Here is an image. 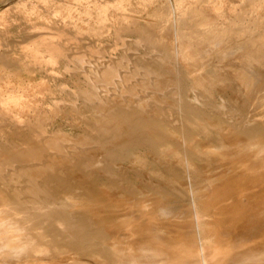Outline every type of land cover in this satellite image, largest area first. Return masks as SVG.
I'll return each mask as SVG.
<instances>
[{
  "label": "rangeland",
  "instance_id": "1",
  "mask_svg": "<svg viewBox=\"0 0 264 264\" xmlns=\"http://www.w3.org/2000/svg\"><path fill=\"white\" fill-rule=\"evenodd\" d=\"M263 84L264 0H0V264H264Z\"/></svg>",
  "mask_w": 264,
  "mask_h": 264
},
{
  "label": "bare ground",
  "instance_id": "2",
  "mask_svg": "<svg viewBox=\"0 0 264 264\" xmlns=\"http://www.w3.org/2000/svg\"><path fill=\"white\" fill-rule=\"evenodd\" d=\"M36 31H37V30H36ZM39 31H40V30H39ZM28 33H29V32H28ZM33 33H34V32H33ZM35 33H36V32H35ZM31 34H32V33H31ZM26 35H27V34H26ZM28 35H29V34H28ZM24 36H25V35H24ZM24 36H23V38H25ZM29 36H30V35H29ZM34 37H35V36H34ZM38 37H39V36H38ZM28 38H30V37H28ZM39 39H40V38H39ZM43 39H44V38H43ZM174 39H175V38H174ZM16 41H17V40H16ZM29 41H31V40H29ZM38 41H39V40H38ZM8 42H9V41H8ZM45 42H46V41H45ZM28 43H29V42H28ZM80 43L82 44V42H80ZM123 43H124V42H123ZM171 43H172V42H171ZM29 44H30V43H29ZM32 44H33V43H32ZM81 44H80V45H81ZM33 45H34V44H33ZM50 45H51V44H50ZM83 45H84V44H83ZM31 46H32V45H31ZM51 46H52V45H51ZM51 46H50V47H51ZM35 47H36V46H35ZM38 47H40V46H38ZM43 47H44V46H43ZM75 47H76V46H75ZM47 48H48V47H47ZM66 48H67V47H66ZM171 48H172V47H171ZM3 49H4V48H3ZM29 49H30V48H29ZM32 49H33V48H32ZM60 49H61V48H60ZM5 50H6V49H5ZM35 50H36V49H35ZM10 51H11V50H10ZM48 51H49V50H48ZM51 51H52V50H51ZM49 52H50V51H49ZM52 52H53V51H52ZM60 52H61V51H60ZM49 54H50V53H49ZM149 54H150V53H149ZM164 54H165V53H164ZM54 55H55V54H54ZM59 55H60V54H59ZM60 56H61V55H60ZM73 56H74V55H73ZM165 56H167V55L165 54ZM174 56H175V55H174ZM51 57H52V56H51ZM57 57H58V56H57ZM61 57H62V56H61ZM39 58H40V57H39ZM52 58H53V57H52ZM41 59H42V57H41ZM48 59H49V58H48ZM55 60H56V59H55ZM109 60H111V59H109ZM99 61H100V60H99ZM175 61H176V60H175ZM160 62H161V61H160ZM86 64H87V63H86ZM84 65H85V64H84ZM109 65H111V64H109ZM159 65H160V64H159ZM159 65H158V66H159ZM79 66H80V65H79ZM94 66H95V65H94ZM64 67H65V66H64ZM64 67H63V68H64ZM87 67H88V66H87ZM94 69H95V68H94ZM78 70H79V69H78ZM80 70H81V69H80ZM80 70H79V71H80ZM96 70H97V69H96ZM103 70H104V69H103ZM83 71H84V70H83ZM109 71H110V70H109ZM113 71H115V69H114ZM116 71H117V70H116ZM52 72H53V71H52ZM80 72H81V71H80ZM146 72H148V71H146ZM146 72H145V73H146ZM235 72H236V71H235ZM82 73H83V72H82ZM82 73H81V74H82ZM116 73H117V72H116ZM145 73H144V74H145ZM148 73H149V72H148ZM244 73H245V72H244ZM114 74H115V73H114ZM144 74H142V75H144ZM157 74H158V73H157ZM87 75H88V74H87ZM118 75H119V74H118ZM157 76H158V75H157ZM141 77H142V76H141ZM86 78H87V77H86ZM115 78H116V77H115ZM142 78H143V77H142ZM100 79H101V78H100ZM102 79H103V77H102ZM154 79H155V78H154ZM156 79H157V78H156ZM250 80H251V79H250ZM96 81H97V79H96ZM98 81H99V80H98ZM109 82H110V81H109ZM109 82H108V83H109ZM243 82H244V81H243ZM254 82H255V81H254ZM245 84H246V83H245ZM245 84H244V86H245ZM250 84H251V83H250ZM255 84H256V83H255ZM263 85H264V84H263ZM252 86H253V85H252ZM256 86H257V85H256ZM154 87H155V86H154ZM157 88H158V87H157ZM261 88H262V87H261ZM251 89H253V87H252ZM251 89L249 88V91H250ZM263 89H264V88H263ZM251 91H252V90H251ZM97 92H98V91H97ZM170 93H171V92H170ZM170 93H169V94H170ZM261 93H262V91H261ZM178 94H179V93H178ZM262 94H264V93H262ZM260 95H261V94H260ZM263 96H264V95H263ZM259 97H260V96H259ZM111 98H112V97H111ZM114 98H115V97H114ZM261 98H262V97H261ZM106 99H108V98H106ZM116 99H117V98H116ZM255 99H256V98H255ZM111 100H113V99H111ZM118 100H120V99H118ZM124 100H125V99H124ZM130 100H131V99H130ZM257 100H259V99H257ZM257 100H256V101H257ZM261 100H262V99H261ZM261 100H260V101H261ZM263 100H264V98H263ZM101 101H102V100H101ZM109 101H110V100H109ZM260 101H259V103H260ZM112 102H113V101H112ZM129 102H130V101H129ZM254 103H256V102H254ZM261 103H262V106H264V101L261 102ZM130 104H131V103H130ZM257 104H258V103H257ZM258 105H259V104H258ZM258 105H257V106H258ZM129 106H130V105H129ZM141 106H142V105H141ZM215 106H216V105H215ZM251 106H256V105H255V104H252ZM1 108H2V107H1ZM96 108H97V107H96ZM101 108H102V107H101ZM106 108H107V107H106ZM140 108H141V107H140ZM145 108H146V107H145ZM178 108H179V107H178ZM261 108H262V107H261ZM107 109H109V108H107ZM131 109H132V108H131ZM262 109H263V108H262ZM123 110H124V109H123ZM259 110H260V107H259ZM1 111H2V110H1ZM1 111H0V112H1ZM141 111H142V110H141ZM144 111H145V113H147V110H144ZM149 111H150V110H149ZM120 112H121V111H120ZM261 112H262V110H261ZM263 112H264V110H263ZM263 112H262V113H263ZM130 113H131V112H130ZM138 113H139V112H138ZM5 114H6V113H5ZM115 114H116V113H115ZM121 114H122V113H121ZM147 114H149V113H147ZM166 114H167V113H166ZM0 115H1V114H0ZM2 115H3V114H2ZM129 115H130V114H129ZM139 115H140V114H139ZM261 115H262V114H261ZM261 115H260V116H261ZM121 116H122V115H121ZM132 116H133V115H132ZM132 116H131V117H132ZM142 116H143V114H142ZM263 116H264V115H263ZM263 116H262V117H263ZM127 117H128V116H127ZM165 117H166V115H165ZM227 117H228V115H227ZM10 118H11V117H9V119H10ZM258 118H259V117H258ZM260 118H261V117H260ZM260 118H259V119H260ZM105 119H106V118H105ZM123 119H124V118H123ZM127 119H128V118H127ZM256 119H257V118H255L254 121L252 120L253 122H252L251 120H249V122H250V123H253V124H259V122H257L258 119H257V120H256ZM263 119H264V118H263ZM263 119H262V120H263ZM7 120H8V119H7ZM11 120H12V119H11ZM14 120H15V119H14ZM20 120H22V119H20ZM103 120H104V119H103ZM101 121H102V120H101ZM106 121H107V119H106ZM13 122H14V121H13ZM18 122H19V121H18ZM69 122H70V121H69ZM108 122H109V121H108ZM112 122H113V121H112ZM114 122H115V121H114ZM119 122H120V121H119ZM121 122H122V121H121ZM109 123H110V122H109ZM129 123H130V122H129ZM0 124H1V123H0ZM3 124H4V123H3ZM246 124H247V123H246ZM8 125H9V124H8ZM115 126H116V125H115ZM126 126H127V125H126ZM240 126H241V125H240ZM116 127H117V126H116ZM119 127H120V125H119ZM95 128H96V127H95ZM103 128H104V127H103ZM103 128H101V129H103ZM253 128H255V127H253ZM21 129H22V128H21ZM97 129H98V128H97ZM106 129H107V127H106ZM110 129H111V128H110ZM118 129H119V128H118ZM126 129H127V127H126ZM141 129H142V128H141ZM231 129H232V128H231ZM104 130H105V129H104ZM122 130H123V129H121L120 131H122ZM102 131H103V130H102ZM115 131H116V130H115ZM132 131H133V130H132ZM138 131H139V130H138ZM146 131H147V130H146ZM103 132H105V131H103ZM108 132H110V131H108ZM1 133H2V132H1ZM41 133H42V132H41ZM118 133H119V132H118ZM118 133H117V135L115 136V137H117V139L115 138V140H117V142H118V139L121 138V137H118V136H120V135H118ZM228 133H229V132H228ZM115 134H116V133H115ZM146 134H147V133H146ZM143 135H144V134H143ZM102 136H103V134H102ZM121 136H123V135H121ZM127 136H129V135H127ZM135 136H136V135H135ZM137 136H139V135H137ZM44 139H45V138H44ZM154 139H155V138H154ZM60 142H61V141H60ZM30 143H31V140H30ZM108 143H109V142H108ZM110 143H111V142H110ZM28 144H29V143H28ZM36 144H37V143H36ZM38 144H39V143H38ZM43 144H44V143H43ZM114 144H115V143H114ZM30 145H31V144H30ZM30 145H29V146H30ZM48 145H49V144H48ZM50 145H52V144H50ZM54 145H55V144H54ZM29 146H28V147H29ZM108 146H109V145H108ZM184 146H185L186 148H187V147H190V145L187 144V143H185ZM184 146H183V147H184ZM23 147H26V146L23 145ZM16 148H17V146H16ZM21 148H22V147H21ZM35 148H36V147H35ZM40 148H41V147H40ZM70 148H71V147H70ZM82 148H83V147H82ZM84 148H85V147H84ZM23 149H24V148H23ZM25 149H26V148H25ZM27 149H28V148H27ZM59 149H60V148H59ZM62 149H63V146H62ZM3 150H4V149H3ZM3 150H1V151H3ZM36 150H37V149H36ZM60 150H61V149H60ZM98 150H99V149H98ZM187 150H188V148H187ZM1 151H0V152H1ZM29 151H30V150H29ZM83 151H84V150H83ZM20 152H21V151H20ZM93 152H94V151H93ZM194 152H195V151H194ZM3 153H4V152H3ZM15 153H16V152H15ZM82 153H83V152H82ZM23 154H24V153H23ZM19 155H20V153H19ZM33 156H34V155H33ZM58 156H59V155H58ZM15 158H16V157H15ZM31 158H32V157H31ZM5 159H6V158H5ZM45 159H46V158H45ZM32 160H33V159H32ZM65 160H66V159H65ZM1 161H2V160H1ZM3 161H4V160H3ZM84 161H85V159H84ZM17 162H18V161H17ZM69 162H70V161H69ZM69 162H67V163H69ZM55 164H56V163H55ZM48 165H49V164H48ZM48 165H47V166H48ZM98 165H99V164H98ZM3 166H4V165H3ZM45 166H46V165H45ZM48 167H49V166H48ZM51 167H52V166H51ZM62 167H63V166H62ZM0 169H4V168H0ZM92 169H93V168H92ZM94 169H95V168H94ZM39 170H40V169H39ZM42 170H43V169H42ZM46 170H47V169H46ZM47 171H48V170H47ZM59 171H60V170H59ZM59 171H58V172H59ZM32 172H33V171H32ZM48 172H50V171H48ZM48 172H47V173H48ZM53 172L56 173L55 171H53ZM34 173H35V172H34ZM45 173H46V172H45ZM60 173H61V172H60ZM27 174H28V173H27ZM27 174H26V175H27ZM49 174H50V173H49ZM108 174H109V173H108ZM19 175H20V174H19ZM42 175H43V174H42ZM54 175H55V174H54ZM56 175H57V174H56ZM60 175H61V174H60ZM89 175H90V174H89ZM49 176H50L49 178L52 177L51 174H50ZM61 176H63V175H61ZM61 176H60V177H61ZM77 176H79V175H77ZM86 176H88V175L86 174ZM91 176H92V175H91ZM111 176H112V174H111ZM63 177H64V176H63ZM73 177H74V176H73ZM82 177H83V176H82ZM92 177H93V176H92ZM14 178H15V177H14ZM16 178H17V177H16ZM65 178H67V176H66ZM75 178H76V177H75ZM17 179H18V178H17ZM52 179H53V178H52ZM60 179H61V178H59V180H60ZM70 179H71V178H70ZM83 179H84V177H83ZM5 180H6V179H5ZM12 180H13V179H12ZM61 180H63V179H61ZM61 180H60V181H61ZM68 180H69V179H68ZM76 180H77V179H76ZM9 181H10V180H9ZM60 181H59V182H60ZM70 181H71V180H70ZM73 181H75V179H74ZM83 181H84V180H83ZM86 181H87V180H86ZM89 181H90V180H89ZM6 182H7V180H6ZM62 182H64V181H62ZM62 182H61V183H62ZM66 182H67V180H66ZM79 182H80V180H79ZM81 182H82V181H81ZM81 182H80L79 185H81V184H82V185H85L84 182H82V183H81ZM87 182H88V181H87ZM7 183H8V182H7ZM26 183H27V182H26ZM83 183H84V184H83ZM24 184H25V183H24ZM34 184H35V183H34ZM52 184H53V183H52ZM39 185H40V184H39ZM41 185H42V184H41ZM86 185H87V183H86ZM30 186H31V185H30ZM65 186H66V185H65ZM45 187H46V185H45ZM82 187H83V186H82ZM84 187H86V186H84ZM9 188H10V187H9ZM22 188H23V187H22ZM25 188H26V187H25ZM61 188H62V187H61ZM30 189H31V188H30ZM37 189H38V187H37ZM40 189H41V190H44L43 187H40ZM40 189H38V190H40ZM68 189H69V188H68ZM68 189L66 188V190H68ZM85 189H86V188H84V190H85ZM8 190H9V189H8ZM20 190H21V189H20ZM41 190H40V192H41ZM49 190H50V189H49ZM10 191H11V190H10ZM28 191H29V190H28ZM51 191H52V189H51ZM14 192H15V191H14ZM36 192H37V190H36ZM43 192L45 193V191H43ZM49 192H50V191H49ZM52 192H54V191H52ZM90 192H91V191H90ZM11 193H13V192H11ZM11 193H10V195H11ZM34 193H35V192H34ZM46 193H47V192H46ZM35 194H36V193H35ZM50 194H51V193H50ZM12 195L15 196L16 194L13 193ZM38 195H39V193H38ZM38 195H37V196H38ZM51 195H52L53 197L56 196V195H54V194H51ZM63 195H64V194H63ZM219 195H220V194H219ZM24 196H26V195L24 194ZM49 196H50V195H49ZM11 197H12V196H11ZM15 197H16V196H15ZM31 197H32V196H31ZM43 197H44V196H43ZM13 198H14V197H13ZM70 198H71V197H70ZM14 199H15V198H14ZM44 199H45V197H44ZM55 199H56V198H55ZM71 199H72V198H71ZM75 199H76V198H75ZM24 200H25V199H24ZM24 200H23V201H24ZM30 200H33V199H27L26 202H27V201L30 202ZM53 200H54V199H53ZM77 200H78V199H77ZM98 200H99V199H98ZM45 201H46V199H45ZM92 201H93V200H92ZM55 202H56V201H55ZM100 202H101V201H100ZM102 202H103V201H102ZM102 202H101V203H102ZM60 203H61L62 205H66V204L68 205V202H67L66 200H61ZM95 203H96V202H95ZM144 203H145V202H144ZM61 204H60V205H61ZM69 204H70V203H69ZM102 204H103V203H102ZM104 204H105V203H104ZM104 204H103V205H104ZM85 205H86V204H85ZM89 205L92 206L91 203H90ZM109 205L111 206V204H109ZM21 206H22V205H21ZM106 206H107V205H106ZM17 207H18V206H17ZM64 207H65V206H64ZM66 207H67V206H66ZM92 207H93V206H92ZM27 208H30V207H27ZM39 208H40V207H39ZM59 208H61V207H59ZM88 208H89V207H88ZM93 208H94V207H93ZM104 208H105V207H104ZM122 208H123V207H122ZM35 209H36V208H35ZM55 209H56V208H55ZM55 209L52 210V211H55ZM61 209H62V208H61ZM63 209H64V208H63ZM70 209H71V208H70ZM100 209H101V208H100ZM109 209H110V208H109ZM113 209L116 210L115 206L113 207ZM36 210H37V209H36ZM58 210H59V209H58ZM91 210H92V209H91ZM91 210H90V211H91ZM93 210H97V207H96V209L94 208ZM101 210H102V209H101ZM20 211H21V210H20ZM28 211H29V209H28ZM34 211H35V210H34ZM50 211H51V210H50ZM52 211H51V212H52ZM56 211H57V210H56ZM59 211H60V210H59ZM67 211H68V210H67ZM81 211H82V210H81ZM32 212H33V211H32ZM35 212H36V211H35ZM60 212H63V211L61 210ZM60 212H58V213H60ZM94 212H95V211H94ZM99 212H100V211H99ZM33 213H34V212H33ZM46 213H47V212H46ZM53 213H54V212H52V214H51L52 217H54V214H53ZM56 213H57V212H56ZM80 213H82V212H80ZM24 214H26V213H24ZM27 214H28V213H27ZM64 214H65V213H64ZM105 214H106V213H105ZM109 214H110V212H109ZM148 214H149V215H148L149 217L147 218V220L149 219V221L156 220L157 217H158V216L156 215V213H155V214H154V213H151V214L148 213ZM33 215L35 216V213H34ZM37 215H38V214H37ZM37 215H36L35 218H38ZM57 215H58V214H57ZM106 215H107V214H106ZM18 216H19V215H18ZM20 216H21V215H20ZM23 216H24V215H23ZM30 216H31V215H30ZM49 216H50V215H49ZM66 216H67V215H66ZM94 216H95V215H94ZM82 217H83V215H82ZM30 218H31V217H30ZM85 218H86V217H85ZM193 218H194L196 221H198V218H199V217H198V215L195 213ZM6 219H7V218H6ZM6 219H5V220H6ZM68 219H69V218H68ZM22 220H23V219H22ZM81 220H82V219H81ZM3 221H4V220H3ZM49 221H50V220H49ZM82 221H83V220H82ZM95 221H96V220H95ZM5 222L7 223V221H5ZM53 222H54V221H53ZM67 222H68V221H67ZM50 223H51V222H50ZM64 223H65V222H64ZM64 223H63V224H64ZM84 223H85V222H84ZM36 224H37V223H36ZM40 224H41V223H40ZM74 224H76V227L79 225V224H77V222L74 223ZM85 224H86V223H85ZM92 224H93V222H92ZM131 224H132V223H131ZM131 224H129V225L133 228L134 225L132 226ZM196 224H197V223H196ZM196 224H195V225H196ZM65 225H66V224H65ZM70 225H71V224H70ZM80 225H82V224H80ZM7 226H8V225H7ZM34 226H35V225H34ZM50 226H51V225H50ZM73 226H74V225H73ZM89 226H90L89 228H91V225H90V224H89ZM92 226H93V225H92ZM95 226H96V225H95ZM130 226H129V227H130ZM4 227H6V226H4ZM31 227H33V225H32ZM82 227H83V226H82ZM131 227H130V229H131ZM6 228H7V227H6ZM13 228H16V227H13ZM38 228H39V227H38ZM38 228H37V229H38ZM40 228H41V227H40ZM50 228H51V227H50ZM70 228H71V226H70ZM73 228L75 229V226H74ZM84 228H86V227H84ZM89 228H88V229H89ZM92 228H93V227H92ZM92 228H91V229H92ZM56 229H57V228H56ZM76 229H77V228H76ZM76 229H75V230H76ZM86 229H87V228H86ZM112 230H113V229H112ZM126 230H127V229H126ZM131 230H134V229H131ZM52 231H53V230H52ZM54 231H55V230H54ZM61 231H62V230H61ZM82 231H83V229H82ZM86 231H88V230H86ZM127 231H128V230H127ZM129 231H130V230H129ZM9 232H10V233H13V230H12V231H9ZM69 232H70V233H73V231H69ZM79 232H80V230H79L77 233H79ZM84 232H85V231H84ZM131 232H132V231H131ZM55 233H56V232H54V235H55ZM57 233H58V230H57ZM62 233L64 234L65 232L63 231ZM67 233H68V232H67ZM67 233H66V234H67ZM134 233H135V232H134ZM51 234H52V233H51ZM74 234H75V233H74ZM82 234H83V233H82ZM130 234H131V233H130ZM54 235H53V236H54ZM60 235H61V234H60ZM68 235H69V233H68L66 236H68ZM71 235H72V234H71ZM78 235H81V234H78ZM58 236H59V235H58ZM66 236H65V237H66ZM69 236H70V235H69ZM69 236H68V237H69ZM75 236H76V235H75ZM59 237H60V236H59ZM61 237H62V236H61ZM70 237H72V236H70ZM77 237H78V236H77ZM77 237L75 238V240L79 238V237H78V238H77ZM54 238H57V236H56V237L54 236ZM54 238H53V239H54ZM63 238H64V237H63ZM63 238H60V239H63ZM57 239H58V238H57ZM64 239H65V238H64ZM64 239H63V241H64ZM79 239L81 240V238H79ZM79 239H78V240H79ZM85 239H86V238H85ZM95 239H96V238H95ZM65 240H66V239H65ZM67 240H68V239H67ZM71 240H73V239H71ZM92 240H93V239H92ZM63 241H62V242H63ZM70 242H72V241H70ZM68 243H69V242H68ZM73 243H75V242H73ZM199 243H200V242H199ZM67 245H68V244H67ZM69 246H70V245H69ZM94 248H95V247H94ZM88 249H89V248H88ZM197 250H198L199 255H200L201 263H202V264H207V263H206V259H205V250H206L205 246H203V245L201 244L200 246H198ZM5 251H6V250H5ZM75 251H76V250H75ZM194 251H195V250H194ZM197 254H198V253H197Z\"/></svg>",
  "mask_w": 264,
  "mask_h": 264
}]
</instances>
